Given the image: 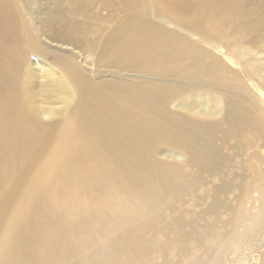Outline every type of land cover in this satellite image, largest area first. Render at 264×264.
Wrapping results in <instances>:
<instances>
[{
	"label": "bare ground",
	"instance_id": "1",
	"mask_svg": "<svg viewBox=\"0 0 264 264\" xmlns=\"http://www.w3.org/2000/svg\"><path fill=\"white\" fill-rule=\"evenodd\" d=\"M123 2L95 78L65 54L33 66L51 50L0 0V264H247L264 245V72L217 45L245 39L240 2L151 0L179 25ZM59 11L45 22L61 43L77 27Z\"/></svg>",
	"mask_w": 264,
	"mask_h": 264
},
{
	"label": "rangeland",
	"instance_id": "2",
	"mask_svg": "<svg viewBox=\"0 0 264 264\" xmlns=\"http://www.w3.org/2000/svg\"><path fill=\"white\" fill-rule=\"evenodd\" d=\"M24 11L29 15L31 23L33 25V29L35 30V34L37 39H39L43 45H45L51 51L47 54L45 58L38 59L35 54L31 57V64L35 67L37 61H44L50 65L54 66V55L65 54L70 55L76 60H78L79 64L83 66V69L91 74L93 77H100L101 73H99L94 67V63L92 62V54L94 51H91L98 45L108 34V31L114 26L117 21V18H123L124 15H120L121 11L125 9V3L123 0H19ZM149 3V12L147 18L153 21H157L159 23H164L166 20L179 25L172 18L160 17L157 14V10H155L154 4H152L151 0H147ZM240 6L236 11L235 18L231 21L232 23V31L235 29L244 28L242 31L245 39L237 48L234 44H231V47L226 50L225 47L218 44L222 48L223 53L230 55L229 57L234 58L237 65L233 64L230 59L224 58L225 61L231 65L233 68H239L241 64L247 68H252L246 65H251L253 67L261 70V73L264 72V0H239ZM116 5V7L114 6ZM154 8V9H152ZM61 10V12L67 21L59 20V23L68 24L72 23V29L76 26V32L74 33V38L69 41H64L58 43L57 41L51 40L48 35L50 31L49 25L45 22V17L49 13H53L54 11ZM154 10V11H152ZM119 12V13H118ZM155 12V13H154ZM156 14V15H155ZM155 15V16H154ZM122 16V17H121ZM154 16L155 18H152ZM164 20V21H163ZM172 23H168L171 27H174ZM212 27V23L201 20L197 24L191 26L195 41H199L202 44L200 35L205 31H208ZM186 28V27H182ZM182 31L181 29H179ZM231 31V32H232ZM239 50H243L244 56H239ZM223 57L225 55L220 52ZM116 73V72H115ZM125 73V72H123ZM121 74V73H120ZM213 88V87H211ZM191 95V103L197 107V102L201 100L197 98L193 92L189 93ZM196 99L197 102L195 101ZM195 102V103H193ZM34 106L37 108L40 106H47L48 99L43 94H36L34 96V102H32ZM43 108V107H41ZM206 120H210L206 118ZM212 120V119H211ZM225 152L227 148L225 147ZM231 153V152H230ZM212 195V194H211ZM233 198V195H230ZM205 201L204 199L199 200ZM212 200V198H211ZM202 201V202H203ZM193 202H189L187 204L190 207ZM200 204L197 205L198 208ZM258 249L255 254L253 253L249 256L247 264H259L258 258L259 255L264 253V245L260 247H253ZM197 254H199L197 252ZM251 257V259H250ZM258 257V258H256ZM176 260L177 257H174ZM190 259V258H189ZM188 260L179 261V264H188ZM251 260V261H250ZM155 261L158 263V258H155ZM257 262V263H256ZM226 264V263H224ZM227 264H231V260L227 261Z\"/></svg>",
	"mask_w": 264,
	"mask_h": 264
}]
</instances>
